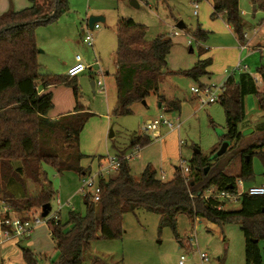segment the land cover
<instances>
[{"label":"trees","instance_id":"trees-1","mask_svg":"<svg viewBox=\"0 0 264 264\" xmlns=\"http://www.w3.org/2000/svg\"><path fill=\"white\" fill-rule=\"evenodd\" d=\"M164 1L166 5L169 2ZM211 1V19L224 17L238 42L243 44L245 36L239 0ZM252 3L264 13V0H253ZM67 9L68 0H31L28 8L0 16V125L4 129L7 122L13 120L4 113L13 107L26 106L36 114L27 122L33 126V134L26 135L32 142L31 152L27 153V149L20 147L11 158L8 149L4 150L0 143V203L13 212L41 210L56 196L43 165L57 169L59 174L75 172L81 176L86 172L80 164L84 158L80 152V137L86 123L94 115L78 103L79 91L73 79L41 73L35 39L37 28L55 24ZM116 30L119 44L115 74V116L131 115L132 106L146 101L151 94H158L161 81L167 77L180 76L197 84L210 75L207 72L211 65L210 59L199 60L188 71L169 70L167 58L174 43L167 36H152V28L139 25L132 19H121ZM210 34L200 28L194 33V40L202 46L199 59L208 52L204 43ZM257 74L264 80L263 66L257 68ZM236 77L226 79L224 93L217 101L224 110L226 121V133L219 139L231 142L225 155L241 143L242 130L251 128L246 121V98L256 97L260 109L264 111V96L260 98L253 77L248 73H240ZM57 86L73 88L76 108L69 115L50 120L47 115L53 108L52 96L50 93L40 94V90ZM159 99V104L167 113L180 112V101ZM24 129L19 128L18 132L22 133ZM255 129L264 134V123L256 125ZM8 131L13 137L20 136L15 131ZM3 139L0 127V141ZM150 143L149 137L137 134L130 148L138 147L141 150ZM218 149L212 150L209 157L201 153L194 154L187 164L188 175L183 177L180 168H176L174 179L168 183L157 179L149 166L141 181L136 183L127 163L123 164L116 178L100 181L101 197L97 204L89 197L83 199L85 216L70 212L66 225L61 223L59 216L46 222L57 253L54 264H117L110 257L108 261H103L99 256L91 260V244L98 240H120L124 235L125 216H135L137 211L157 216L159 231L170 229L180 247L183 246L177 233V219L180 216H185L192 225L199 220L218 229H223L229 222H237L245 238V263L262 264L258 243L264 241V196H243L239 202L240 210L226 211L225 204L213 199L205 200L204 195L212 187L232 192L238 180L244 183L252 180L254 157L259 159L264 168V141L248 145L220 167L216 166L221 158L209 161ZM236 157L240 158L238 173L226 174L225 170ZM206 168L209 170L205 174ZM29 184L40 190L36 188V193L32 194ZM219 206L222 209H218ZM8 230L13 233L11 227ZM21 255L24 264H39L32 250L21 248Z\"/></svg>","mask_w":264,"mask_h":264},{"label":"rangeland","instance_id":"rangeland-1","mask_svg":"<svg viewBox=\"0 0 264 264\" xmlns=\"http://www.w3.org/2000/svg\"><path fill=\"white\" fill-rule=\"evenodd\" d=\"M20 10L30 6V0H19ZM132 0H68V9L62 16L68 21V25H75L81 29L88 28L90 17H103L104 22H98L101 30L90 31L93 41H95L94 51L99 61V69L102 72L108 70L109 76L105 78L106 92L99 93L93 91L90 85V77L87 74L80 75L78 80V103L87 108V112L94 115L86 123L82 134V154L83 160L81 166H87L94 169L97 166L95 161L102 163L103 157H115L119 152L124 150L125 154L131 153L130 143L133 137L138 135L147 136L151 143L136 152V157L127 162L130 175L136 183L142 179L145 169L149 166L151 171L155 172L157 179L163 178L164 183L171 182L174 179L175 169L180 168L184 161L186 165L192 160L196 150L203 156L209 157L212 150L219 148L222 142L217 136V130L226 133V121L224 110L219 102L210 105H201L198 98L190 94V89L199 84L220 86L228 78L230 73L237 76L235 70L238 63L248 67L247 73L250 74L254 81L257 79L256 86L259 89L260 98L264 96L263 80L257 74V68L264 67V13L253 10L254 3L251 0L239 2V11L243 22V32L245 36L246 51L233 56L230 62L224 59L219 51H210V48L230 46L233 44V37L219 35L217 32L223 30L224 17L215 20L211 19V2L205 0H136L138 7L131 5ZM198 3V15L194 17V2ZM19 10V11H20ZM14 11V3L8 0V9L1 14L3 16L8 12ZM18 11V12H19ZM16 12V11H15ZM61 16V17H62ZM53 25L43 28L42 38L47 40V32L55 29L58 22L59 26L63 25L62 18ZM121 19H132L139 25L152 28V36L162 35L169 37L174 46L168 60L169 70L188 71L192 69L198 61L199 49L202 48L200 43L194 40V33L197 28L203 32H210L204 48L208 51V56L212 60L211 74L194 83L191 80L183 79L180 76H170L160 83L159 94H151L146 104L137 103L132 106V114L129 116H115L114 110L117 106L115 74L117 65V48L118 37L116 26ZM62 21V22H61ZM178 22V23H177ZM183 23L185 28L179 29L178 24ZM177 23V24H176ZM64 26V25H63ZM53 27V28H48ZM38 29V28H37ZM36 29V30H37ZM35 30V39L37 44V34ZM102 32V37L98 35ZM40 37V36H39ZM39 60H43L45 66L50 69L55 63L64 64L71 56L75 61L84 63L86 60L83 51L66 50L64 54H59L57 59H53L51 53L54 46L45 43L39 45ZM80 39L83 38L79 34ZM231 39V40H230ZM190 41V45L188 44ZM87 47V46H86ZM100 48V49H99ZM91 55L92 50L87 47ZM192 49V52H190ZM261 51V52H260ZM93 55V54H92ZM235 56V58H234ZM94 57V55H93ZM105 64V66H104ZM95 68H94V72ZM226 78V79H227ZM237 78V77H235ZM74 80V79H73ZM188 81V84L182 85V81ZM179 81V82H178ZM177 82L175 85L172 83ZM181 83V85H180ZM73 93L72 87H67ZM50 93V92H48ZM159 96L166 101H181L180 112L167 113L163 107L159 108ZM164 99V100H165ZM246 121L250 123L253 133L243 136V140L234 148L232 152L221 157V161L216 167L224 165L237 155L241 150L253 143H262L264 134L256 131L255 126L264 123V111L260 109L256 97H247L245 100ZM5 115L13 120L7 122L6 127H1V134L4 139L0 141L1 145L7 150L8 156L12 158L20 150V147L27 149V153L32 151V142L26 136L33 134V126L30 118L34 115L29 107L20 106L4 111ZM164 117L179 130L171 131L166 126H158L155 132L144 133L142 128L150 122L159 120ZM107 117L108 120H107ZM16 122V125H15ZM19 128L24 131L18 132ZM19 133V137L9 135V131ZM244 132L242 130L241 134ZM110 133L113 137L109 138ZM20 156V153H19ZM103 156V157H102ZM240 158L236 157L232 165L226 170V174H237L239 169ZM254 177L252 180L244 183L246 188L264 187V168L257 157L252 160ZM43 170L48 176V180L54 189L56 197L50 202L51 212L44 219L37 212L36 218L41 220V225L45 226L46 222L51 219L54 213L59 212L58 216L63 225L68 222L70 212L78 213L85 216L86 210L83 201V195L80 193V180L75 172H63L59 174L57 169L43 165ZM37 190L38 187L36 186ZM4 205L0 203V219ZM226 211L240 210L238 202L225 204ZM34 211V210H32ZM41 225L36 226V232L41 229ZM124 235L120 240L102 241L98 240L91 244L90 259L99 256L103 261L114 259L117 264H179L181 258L183 264H202L198 257L199 253H204L208 257V262L203 264H246L245 263V238L241 232V225L237 222H229L223 226V229L209 228L207 222L201 221L196 226L192 225L185 216L177 219V233L179 242L175 240L170 229L165 228L162 231L158 229V218L153 214H147L144 211H137L135 216L129 214L124 219ZM35 228L33 229V231ZM32 231V233H33ZM51 233V230L49 228ZM31 233V234H32ZM30 236V235H29ZM192 237L194 245H190L189 237ZM0 240H5L0 231ZM15 240V239H14ZM17 251L10 254L9 248L0 243V264H13L12 258L18 257L15 264L22 263L20 257L21 248L34 250L29 246L30 239H16ZM46 240V239H45ZM51 240H46L50 243ZM34 243V242H33ZM258 248L264 264V241L258 243ZM35 251V250H34ZM110 257V258H109ZM40 259V258H39ZM41 260V259H40Z\"/></svg>","mask_w":264,"mask_h":264},{"label":"crops","instance_id":"crops-1","mask_svg":"<svg viewBox=\"0 0 264 264\" xmlns=\"http://www.w3.org/2000/svg\"><path fill=\"white\" fill-rule=\"evenodd\" d=\"M12 1L14 3V11L18 12L21 9L20 1L19 0H12ZM208 1L211 2L210 6H211V9H212V12H211V14H212L213 13V3H212L211 0H208ZM208 1H206V2H208ZM241 1H245V0H239L238 1V6H239V2H241ZM30 2H31V0H30ZM252 8H253V10H256V7L254 5L252 6ZM7 9H8V0H0V15L3 14L4 12H6ZM192 15H193V13H192ZM196 16H194V17H196ZM61 18H62V21H63V23H61V24H63L64 26L61 25V26L58 27V25H59L58 23H60V22H58L55 26H53V27H56L55 29L53 27H48V28H53V29H50L47 32V36H48L47 40H44L42 38V35L44 34L43 31H42V30H44L43 28H38L36 30L37 45H38V37L39 36H40L39 37V45L44 44L45 43L44 41H46V43H48V44L53 45L55 47L54 51L51 53V55L53 56V59H57L58 55L59 54H64L67 49H69L71 51L76 50L77 52L83 51L84 56L86 58V60L84 61L83 64L86 67H88L87 70L83 74H87L88 77H90V82L93 83V88L92 87L91 88H92L93 91H97L94 88V82H93L95 80L94 68H95V71H96V67L94 66V61H95V58H97L96 53L94 51V47H96L95 46V41L96 40L93 39V40H95L93 48H89L88 47L89 49L92 50L91 55H89L90 51L87 49L86 44L84 43L83 39L81 40L80 37H79V34H80L81 37L83 38L84 32L88 28L79 30V28L75 25V29H74V27L72 25H68V21L64 18V16H62ZM102 18L103 17H101V19ZM103 21H104V18H103ZM97 24H99V23H97ZM223 26H224V29L223 30H219L217 32V34L223 35V36H227L228 34H230L233 37V44H231L230 46H224V47H218V48H212L211 47L210 51H214V49H215V51H219L221 53V55H222V57L224 59H227L230 62H232L233 61V56L232 55L234 54L236 56L238 54L237 47H238V43L239 42H238L236 36L233 34L231 27L228 26L226 24V22L223 23ZM100 30H101V28H100ZM90 31L91 30H89V32ZM92 31H95V30H92ZM99 36L102 37V32H100L99 35L97 36L98 39H99ZM241 45H244V44H240L239 43V46H241ZM239 50H240V47H239ZM172 51H171V53H172ZM190 52H192V49H190ZM241 52H243V51H241ZM171 53L169 54V56L167 58V63H168V60H169V58L171 56ZM39 54L40 53H38V58H40ZM92 54L94 55V57H93ZM235 56H234V58H235ZM75 59H76V56L75 57L71 56L70 58H68V61L66 63H64V64L55 63L53 68H50V69H48L45 66V63H44V61L42 59L41 60L38 59V62H39V65L41 67V73L43 75H47V76H61V77L68 78V76H67L68 70L75 64ZM207 59H210L209 56H208V52H206L200 59L198 57V61L199 60H207ZM197 62H196V64H197ZM212 65L213 64H212V60H211V65L207 69V72L209 74H211L210 71L213 70V68H212L213 66ZM104 66H105V64H104ZM115 68H116V71H117V65L116 64H115ZM103 73H104L103 81L105 82V78L109 76V72H108V70H106ZM83 74H81V75H83ZM224 77H225V80H226V78H227L226 74L224 75ZM77 78H75L73 81H75V83H76V85L78 87ZM91 83H90V85H91ZM176 83L177 82H174V83H172V85H175ZM185 84L189 85L188 81L187 82H186V80L182 81V85H185ZM180 85H181V83H180ZM175 86L178 87L177 85H175ZM67 87H69V86H57V87L49 88L48 90H40V94H46V93L50 92V94L52 96L53 108L47 115L48 119L56 120L57 118H59L61 116L69 115V114H71V113H73L75 111L76 101H75V98H74V95H73L72 91L70 89H68ZM159 88H160V86H159ZM115 89H116V86H115ZM105 92H106V83H105V91L104 92H99V93H105ZM158 94H159V92H158ZM155 95H157V94H155ZM159 97H163V96H159ZM164 99H165V97H164ZM175 101H179V100H175ZM84 109L86 111H88L87 108H84ZM33 113H34V115L32 117L36 116L35 112H33ZM108 118L109 117H107V120H108ZM81 149H82V134H81V137H80V152L82 154ZM125 151H127V150L119 152L118 156L124 154ZM112 157H115V155L112 156ZM109 158H110L109 156L103 157V160H104L103 162H106ZM95 162L97 163V166L94 169H91L89 167V165H87V166H83L82 165L81 166L83 169H86V172L84 174H88L90 172H93L97 168L101 167V163H98V161H95ZM83 175H81V176L78 175L79 180H80V177H82ZM114 178H116V177H114ZM108 179H110V178L105 179V181H107ZM111 179H113V178H111ZM29 189L31 190L32 194L36 193V187L34 185L29 184ZM58 214H59V212L54 213V215L56 217H58ZM207 224H208L209 228H215L214 225H211L209 223H207ZM49 228L50 227L47 224H45V226L41 225V229L36 232V227H35V230L33 231V233L30 234V236H28L29 239H30L28 244H29V246H31L35 250V251L32 250V252L37 257V260H38L39 264H54V262H56V260H57V253L55 251L54 242L51 241L52 242L51 245H50V243L46 242V240H51ZM4 238H5V240H0V243H2L1 245L2 246L6 245V247L9 248V250L11 251L9 255H12V254L14 255L16 253L17 249H18L15 246L17 240L16 239L14 240V239H11V238H6V237H4ZM12 259H13L12 263L15 264L14 260H17L18 257H15V258H12ZM20 259L22 260V263H20V264H24V261H23L22 257H20ZM16 262L19 263L20 261L17 260Z\"/></svg>","mask_w":264,"mask_h":264},{"label":"built area","instance_id":"built-area-1","mask_svg":"<svg viewBox=\"0 0 264 264\" xmlns=\"http://www.w3.org/2000/svg\"><path fill=\"white\" fill-rule=\"evenodd\" d=\"M198 3L194 2V12L193 15L196 16L198 14ZM100 26L99 24H96L93 28V30H99ZM83 41L86 44L87 47L93 48L94 41L91 37V34L88 29L84 32ZM188 44L190 45V41H188ZM241 51H246V46L241 45L240 46ZM261 52V51H260ZM94 66L96 68H99V61L97 58H95ZM88 67H86L83 63L79 62V60L75 61V64L68 70L67 76L69 79H75L79 75L83 74ZM235 70L237 71L238 75L240 73H247L248 67L247 66H241L240 63L236 66ZM229 77H235L233 73H230ZM104 73L99 69L95 72V80L94 82V88L98 90L99 92L105 91V82L103 81ZM227 78V79H228ZM257 79H255V82ZM256 84V83H255ZM223 85L215 86V85H198L196 87H192L190 89V93L192 96L199 99L201 105H210L213 103H216L221 95L224 93ZM166 126L171 131L173 130H179V126L175 127L172 123L167 121L164 117H160L159 120H155L153 122L147 123L143 128L142 131L144 133L148 132H155L158 128V126ZM139 151L138 147H133L132 152L128 154H122L117 157H110L106 162L101 163V167L97 168L95 171L90 172L88 174H84L82 177H80V193L83 195V198L89 197L90 200L97 204L100 201L101 197V187H100V181L105 180L107 178H113L117 177L121 167L123 164L127 163L128 161L132 160L134 156L136 157V152ZM181 174L183 177H186L189 173L188 167L186 163L183 161L180 165ZM163 178H161V181ZM243 196H264V187H249L246 188L244 186V182L242 180H238L236 183V189L232 192L228 191H219L217 188L212 187L208 189L205 192L204 199H213L220 204H229V203H235L240 202V200L243 198ZM218 209H222L221 206L218 207ZM37 212L35 211H25V212H13L11 209H7L6 207L3 208V211L1 213V219H0V231L2 232V235L6 238L11 239H18L25 236H29L33 229L41 225V220L36 218ZM41 215V210H40ZM52 218H56L55 215H53ZM199 222V220H196L193 225L196 226ZM11 227L13 229V233L8 230V228ZM189 243L190 245H194V241L192 240V237H189ZM198 257L200 259V262L207 263L208 257L204 253L198 252ZM184 259L181 258L179 264H183Z\"/></svg>","mask_w":264,"mask_h":264},{"label":"water","instance_id":"water-1","mask_svg":"<svg viewBox=\"0 0 264 264\" xmlns=\"http://www.w3.org/2000/svg\"><path fill=\"white\" fill-rule=\"evenodd\" d=\"M251 1H253V0H251ZM131 5L132 6H135V7H138L137 2L135 0H132L131 1ZM98 22H104L103 21V18L101 19V17H90L89 20H88V29L92 31L93 28H94V26ZM178 28L183 29L184 28V24L183 23H179L178 24ZM38 53H40V52L38 51ZM263 85H264V80H263ZM91 87L93 88V83H91ZM142 104L145 105L146 102L143 101ZM158 106H159V108L161 107L160 104ZM251 133H253V129H248V130H245L242 133V135L243 136H248ZM223 135H224V133L222 131L217 130V136H218V138L223 137ZM112 137H113V133H110L109 138H112ZM230 147H231V142H229V141H223L221 143L219 149L209 158V161L210 162H213V161H215L217 159H220L221 157H223L227 153V151H228V149ZM194 154H200V152L198 150H196ZM208 170H209L208 168L205 169V174L208 172ZM50 212H51L50 204H47V205L43 206L41 208V216H42V218L45 219L49 215ZM255 243H257V241H255Z\"/></svg>","mask_w":264,"mask_h":264},{"label":"flooded vegetation","instance_id":"flooded-vegetation-1","mask_svg":"<svg viewBox=\"0 0 264 264\" xmlns=\"http://www.w3.org/2000/svg\"><path fill=\"white\" fill-rule=\"evenodd\" d=\"M221 145V144H220Z\"/></svg>","mask_w":264,"mask_h":264}]
</instances>
